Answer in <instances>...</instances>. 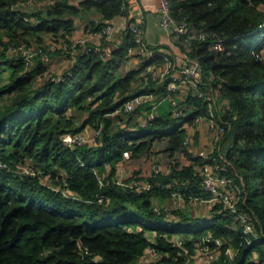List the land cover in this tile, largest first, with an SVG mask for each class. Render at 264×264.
<instances>
[{
    "label": "trees",
    "instance_id": "16d2710c",
    "mask_svg": "<svg viewBox=\"0 0 264 264\" xmlns=\"http://www.w3.org/2000/svg\"><path fill=\"white\" fill-rule=\"evenodd\" d=\"M26 1L0 0V66L10 70L8 82L0 77V264H143L140 257L150 247L160 254L150 264H193V242L208 234L231 240L239 249L232 261L221 256L223 264H264V0H169L175 19L189 25L190 33L180 36L189 46L180 45L202 63L207 84L202 88L218 90L229 103V108L214 110L226 128L222 149L230 161L220 173L244 189L245 201L239 206L254 216L258 233L251 242L243 237L235 215L219 202L205 219L184 209L176 212L177 221L169 220L165 212L154 210V204L173 192L187 199L211 195L200 184L199 167L214 160L184 144V125H193L197 115H209V102L189 93L180 117L164 103L147 127L136 114L150 109L148 104L133 112L117 111L136 95L167 90L166 81H154L145 71L148 63L162 62L160 56L119 74L133 44L130 32L111 57L93 51L77 54L60 81L45 77L48 70L40 59L26 70L21 56L9 54V48L42 44L47 35L68 42L79 12L68 0L30 10ZM80 5L106 20L127 9L124 0H83ZM200 33L205 39L193 37ZM219 39L223 48L215 49ZM71 108L87 111L80 124L69 114ZM86 125H102L97 143L68 147L62 134L80 132ZM163 140L165 152H158ZM126 150L136 161L158 155L165 164L176 162L170 173L151 178L158 181L154 188L138 191L113 181ZM29 162L38 174L18 170ZM132 174L140 178L144 173ZM47 175L71 194L46 184ZM257 175V186L251 185L249 179ZM176 235L187 245L186 255L170 242ZM84 249L90 253L83 254Z\"/></svg>",
    "mask_w": 264,
    "mask_h": 264
},
{
    "label": "built area",
    "instance_id": "2783aa9c",
    "mask_svg": "<svg viewBox=\"0 0 264 264\" xmlns=\"http://www.w3.org/2000/svg\"><path fill=\"white\" fill-rule=\"evenodd\" d=\"M54 0H27L25 5H32L38 3L41 6L49 5ZM126 2V0H124ZM159 13L161 16V24L164 26L168 34L180 37L181 35H188L189 25L186 21H177L172 14L171 4L169 0H160ZM27 19H30L27 17ZM33 23L39 22V19L32 17ZM128 32L133 35V44L127 49L126 57H143L149 61L155 57H162V62H150L146 65V73L154 81L165 82L166 81V93L163 95H157L154 93L139 94L132 98H129L121 108L117 111L133 112L140 107L150 104V109L143 111V116L140 117V124L143 127H147L154 119L156 115V109L161 102L168 101L171 105L172 114L175 117H180L183 114L182 105L184 98L189 93H195L200 98H204L209 102V115H197L194 124L186 123L184 127L187 132L184 137V144L190 151L206 159L214 160L212 163H205L199 167L201 175V186L211 193L207 198L190 196L188 199L182 192H173L172 196L166 200L158 201L154 204V210L161 213L165 212L168 219L178 218L176 214L179 210H189L203 204L210 205L211 207L216 203H221L224 209L233 213L236 220L240 223L243 230V237L247 238L251 242V237H258L254 216L248 211L241 210L239 204L244 202L242 194L244 189L235 185L233 179L228 175H221L220 169L227 170V165L230 164L225 151L222 149V140L224 139L226 128L225 125L219 122L215 116V109L221 107L229 108V103L220 98V92L213 88L205 91L202 87H205L204 81V69L199 58L191 56L185 52L180 58L175 55H171L167 51L166 47L152 48L145 40V21L141 18H129L127 20ZM113 35V25L111 20H106L102 27L92 29L87 36L69 38V41L60 40L58 44H52L50 46L45 43H21L19 45H12L8 52L11 55H19L24 61L25 69L30 70L36 63L37 59L46 61L47 52H55L57 48L64 51H81L90 52L93 51L100 56H107L103 42L109 40ZM192 37V35H190ZM193 37L199 39H205V34L200 33ZM55 39V37H54ZM215 49L223 48V39H219L213 45ZM50 72L48 71V74ZM49 77L53 81H60L62 76H56L50 74ZM186 88V93L182 92V88ZM183 93L184 96H181ZM220 101V102H219ZM202 123L207 125L209 133V147L193 150L195 146L196 128ZM102 125H100L92 134H85L83 132H65L61 138L64 143L74 149L78 146L85 144H96L97 139L100 137ZM131 158V150L124 152L123 159L118 164V172L113 181L121 185H129L138 191L151 190L158 183L151 180L153 177H157L160 174L170 173L172 166L176 160L172 159L170 163L165 164L158 155H151L149 161L151 162V172L147 175L142 174L139 178L137 174H132L125 166V161ZM18 170L25 174H38V170L32 163L18 165ZM97 174L99 172L95 170ZM61 174V173H60ZM63 174V173H62ZM108 174V173H107ZM105 174V176L107 175ZM48 176V177H47ZM45 176L44 181L46 184L52 185L57 191L63 192L65 195H70L71 191L67 188H62L56 184L49 182V175ZM99 177L100 182L104 183V177ZM131 177V178H130ZM243 179V178H242ZM64 185L67 184L66 178L63 177ZM169 188L171 185L167 184L164 187ZM243 191V192H242ZM263 233V232H262ZM170 242L180 249L181 254H187L188 248L184 240L179 236H173ZM194 254L192 255L193 264H223L220 260L221 256L225 257V260H234L239 252V249L234 246L231 240H226L221 237H214L212 234L203 236L199 240L193 242ZM88 249L83 250V254H89ZM160 256L159 252L153 248H148L144 254L140 257L143 264H150ZM252 260H256V254L251 257Z\"/></svg>",
    "mask_w": 264,
    "mask_h": 264
},
{
    "label": "crops",
    "instance_id": "0c3cea01",
    "mask_svg": "<svg viewBox=\"0 0 264 264\" xmlns=\"http://www.w3.org/2000/svg\"><path fill=\"white\" fill-rule=\"evenodd\" d=\"M83 0H68L69 4L74 5L76 7H79V12H77L74 16V27L73 32L71 34L72 38L87 36L89 34V31L91 30V27L94 25H98L100 23H104L106 19L104 16L98 12L95 9L85 10L81 8L80 4ZM127 3V15H118L119 19L115 20L114 18L111 20L113 25V35L109 40H105L103 42V45L105 47L106 53L108 57H111L113 53L116 52L119 48L123 46L125 43L126 37L128 36V29H127V20L129 18H141L145 21V40L147 44L152 48H163L166 47L167 51L171 53V55H175L178 58H180L186 50L182 48L184 46L186 49L189 46V42L184 41V39H181L180 37H177L175 35H170L164 28V26L161 24V16L159 13V6H160V0H126ZM40 6L38 3L27 5L25 6L26 9H35L36 7ZM108 20V19H107ZM61 39H58L54 36L47 35L44 38V43L48 46L52 44H58L60 43ZM181 43V45H180ZM61 51V53H60ZM81 53V51H72L67 50L64 51L60 48H57L55 52H47V59L46 61H43L46 65L47 70L50 72L48 74V71L46 72V76L48 77L50 74L52 75H62L65 73L71 65L76 61V55ZM145 58L143 57H125L123 59V62L119 68V74L125 75L127 72L131 70H136L142 67V64L145 62ZM56 62L60 64L57 66ZM60 69H58V68ZM182 92L186 93V88L181 89ZM181 96H184L183 93H180ZM167 103L168 107H170V103L168 101L161 102L158 108L164 104ZM151 103H148L150 106ZM171 109V107H170ZM145 109L144 111H146ZM83 112L81 114L80 119H76L77 124H80L85 118L86 114ZM143 111H138L137 120L140 122V117L143 116ZM90 125H86L85 128L81 131L85 134H92L93 129L89 127ZM196 134H197V140L195 141V146L193 150H197L204 147H209V133L207 130V125L202 123L200 126L196 128ZM144 157L141 159L143 160ZM142 162L129 159L125 161V166L128 170H141L144 172L146 169L141 167ZM150 169V168H149ZM150 171V170H149ZM146 172V171H145ZM170 203V200H165L164 202ZM207 206V207H206ZM197 208V207H195ZM198 209H201L199 214H202L205 216V218H209L207 216L208 213L212 212V207L207 204H203L199 206ZM205 211V212H204ZM209 213V214H210ZM201 215V217H203ZM200 216V215H199ZM178 218H173L169 220H178Z\"/></svg>",
    "mask_w": 264,
    "mask_h": 264
},
{
    "label": "rangeland",
    "instance_id": "374dc122",
    "mask_svg": "<svg viewBox=\"0 0 264 264\" xmlns=\"http://www.w3.org/2000/svg\"><path fill=\"white\" fill-rule=\"evenodd\" d=\"M260 8L264 11V4H260ZM56 65L58 66L59 65V67H60V64L58 63V62H56ZM56 68H58V67H56ZM58 69H60V68H58ZM9 73H10V70L7 68V67H2V66H0V77L2 78V80L4 81V82H8V78H9ZM220 102V101H219ZM83 112H85L84 114H86L87 115V111H85V110H81V109H78V108H71L70 109V111H69V114L71 115V116H74V117H76V119H80L81 118V114L83 113ZM83 115V114H82ZM125 121H123V123H124ZM81 123V122H80ZM89 127H91V128H95V127H93L92 125H90ZM95 131V129H93V132ZM165 145H166V143H165V141L163 140V141H161V142H159L158 144H157V148H158V152H165L164 150V148H165ZM144 158H143V160L142 159H140L139 161H141L142 162V164H141V167L142 168H144V169H146L143 173H144V175H147V174H149L150 172H151V162L145 157V155L143 156ZM33 162V161H32ZM33 163H35V162H33ZM150 168V169H149ZM150 170V171H149ZM133 171V170H132ZM48 177V176H47ZM49 182H51V184H56V182H57V179L56 178H53V177H49ZM250 181V184L251 185H254V186H257V184H258V181H259V176L257 175V177L256 178H253V177H251L250 179H249ZM207 207V206H206ZM199 208V206L197 207V208H190L189 210H187L190 214H192V215H196V216H201L202 214H199L201 211V209H198ZM199 212V213H198ZM205 212V211H204ZM210 213V212H209ZM208 213V215H213V212H211L210 214ZM203 216V215H202ZM207 217H210V216H207ZM202 219H205V216H203L202 217Z\"/></svg>",
    "mask_w": 264,
    "mask_h": 264
},
{
    "label": "water",
    "instance_id": "95a60500",
    "mask_svg": "<svg viewBox=\"0 0 264 264\" xmlns=\"http://www.w3.org/2000/svg\"><path fill=\"white\" fill-rule=\"evenodd\" d=\"M120 14L123 15V16H126L127 15V10H122V12ZM114 19L118 20L119 16H116Z\"/></svg>",
    "mask_w": 264,
    "mask_h": 264
}]
</instances>
